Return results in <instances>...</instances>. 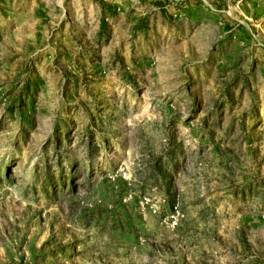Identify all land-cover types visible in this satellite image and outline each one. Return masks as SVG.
<instances>
[{"label": "rangeland", "instance_id": "rangeland-1", "mask_svg": "<svg viewBox=\"0 0 264 264\" xmlns=\"http://www.w3.org/2000/svg\"><path fill=\"white\" fill-rule=\"evenodd\" d=\"M0 264H264V0H0Z\"/></svg>", "mask_w": 264, "mask_h": 264}]
</instances>
